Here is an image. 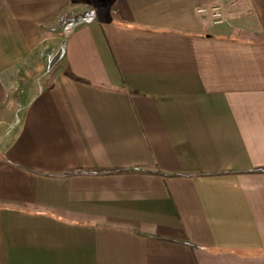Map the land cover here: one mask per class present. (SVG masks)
<instances>
[{"label":"crops","instance_id":"1","mask_svg":"<svg viewBox=\"0 0 264 264\" xmlns=\"http://www.w3.org/2000/svg\"><path fill=\"white\" fill-rule=\"evenodd\" d=\"M0 264H264V0H0Z\"/></svg>","mask_w":264,"mask_h":264},{"label":"built area","instance_id":"2","mask_svg":"<svg viewBox=\"0 0 264 264\" xmlns=\"http://www.w3.org/2000/svg\"><path fill=\"white\" fill-rule=\"evenodd\" d=\"M212 18H213V22L216 23V24L222 22L221 13H220L218 7L212 8Z\"/></svg>","mask_w":264,"mask_h":264},{"label":"rangeland","instance_id":"3","mask_svg":"<svg viewBox=\"0 0 264 264\" xmlns=\"http://www.w3.org/2000/svg\"><path fill=\"white\" fill-rule=\"evenodd\" d=\"M219 11H220V9H219ZM19 89H20V86H19Z\"/></svg>","mask_w":264,"mask_h":264}]
</instances>
